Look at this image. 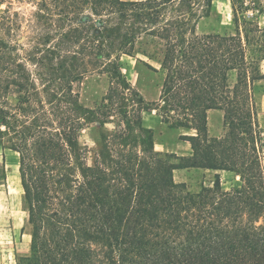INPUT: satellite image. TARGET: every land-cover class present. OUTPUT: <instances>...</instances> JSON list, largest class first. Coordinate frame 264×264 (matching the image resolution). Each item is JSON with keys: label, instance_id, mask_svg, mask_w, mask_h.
I'll return each instance as SVG.
<instances>
[{"label": "trees", "instance_id": "16d2710c", "mask_svg": "<svg viewBox=\"0 0 264 264\" xmlns=\"http://www.w3.org/2000/svg\"><path fill=\"white\" fill-rule=\"evenodd\" d=\"M175 1L40 0L35 33L25 36L33 42L27 56L16 54L18 38L0 37V90L16 94L10 109L34 117L10 124L6 115L14 113L6 110L0 118V133L19 154L31 226L29 253L17 264H264V171L251 97L252 82L264 73L247 59L239 32L197 34L184 15L159 25L167 6L177 10ZM7 11L0 30L13 25ZM144 36L163 53L168 78L160 100L170 95L176 126L196 130L179 135L190 156L154 150L151 129L142 125L148 102L120 70V56L131 55ZM27 62L47 69V110L29 101ZM91 72L109 77L94 109L82 106L74 89ZM209 108L224 112L221 137L207 134ZM90 111L98 123L114 125L92 164L78 141ZM195 119L200 126L191 125ZM185 167L234 171L242 184L223 189L216 171L212 187L193 193L172 178Z\"/></svg>", "mask_w": 264, "mask_h": 264}, {"label": "rangeland", "instance_id": "374dc122", "mask_svg": "<svg viewBox=\"0 0 264 264\" xmlns=\"http://www.w3.org/2000/svg\"><path fill=\"white\" fill-rule=\"evenodd\" d=\"M37 1L40 0H0V14L4 9H7L9 20L13 22L11 28L5 27L0 30V37L13 39V41L18 38L22 41V46H18L16 51L20 58L27 56L28 48L33 44L25 36H30L35 31L31 24L36 22L33 12L36 10ZM233 1L235 15H233L231 0H212L210 7L205 6L201 0H176L177 10L170 12V6H167L162 12L159 25L170 20V17L176 18L179 15H184L186 18L188 17L191 25L195 24L197 34L219 33L221 35H231L239 32L247 59L252 60V66L257 69L256 73H264V0ZM200 13L203 16L197 18L196 15ZM123 22L126 23L125 20ZM149 41L150 39L145 36L139 39L131 55L122 54L119 63L120 70L126 80L148 102L146 109L155 113L160 120L159 128H150L153 148L160 151L156 149L158 146L154 144L157 136H162L165 133L169 144L171 140L179 138L180 132L188 131L192 133L194 128L176 126L174 118L178 117V112L167 110L170 95L164 97L165 101L160 100V93L165 86L168 74L167 70L161 66L163 57L161 49ZM255 59L257 60L256 63L253 62ZM26 66L30 74V80L34 82L30 90L29 101L33 107H42L47 110L48 101L50 100L47 96L48 83L45 81V78H48L45 74L47 69L29 62ZM227 76L230 84L236 81L235 70L228 71ZM219 79L222 82V78L219 77ZM108 88V75L99 72H91L74 84V89L79 94L80 104L88 109H94L101 103ZM251 97L255 110V129L260 131L258 146L264 171V78L252 82ZM16 102V94H6L5 91L0 90V108H2L0 118L8 110L10 113H14V117L9 116V114L6 115L10 124L15 119L27 123L32 122L34 117L31 114L23 116L18 110L9 108ZM200 124L196 119L191 123L192 126H200ZM113 128V123L103 125L98 123L93 111L88 112L86 119L82 120L78 132V141L80 146L86 148L85 160L88 164H92L95 152L99 150L104 137ZM0 130H4L2 123L0 124ZM224 132L225 127L223 125V131L219 137ZM7 139L5 135L0 133V264H17V259L20 256L29 253L31 226L28 223V212L23 201V189L19 175V154L9 147ZM174 155L178 154L174 153ZM171 160L178 161L177 158H171ZM191 161L193 160L189 159L187 162L191 163ZM217 172L220 175L223 189H229L233 186L238 187L242 184L239 174L234 171L219 169ZM213 174L214 171L209 168L185 167L174 169L172 178L175 182H184L190 192L196 193L202 186L212 187Z\"/></svg>", "mask_w": 264, "mask_h": 264}, {"label": "crops", "instance_id": "0c3cea01", "mask_svg": "<svg viewBox=\"0 0 264 264\" xmlns=\"http://www.w3.org/2000/svg\"><path fill=\"white\" fill-rule=\"evenodd\" d=\"M153 99V98H152ZM224 112L221 108H209L206 110V129L207 134L210 137H219L222 134L223 131V125H224V118H223ZM147 117V118H146ZM160 120L158 119V116L155 113H152L149 110L144 111L142 116V125L146 128H159ZM192 133L185 131L180 132L179 135H195L196 131L195 129ZM189 142L183 139H176L171 140V142H167L166 140V134H162V136H157V139H155V146H158V150L160 151H168L177 153L178 155H191L192 149ZM214 172L219 170H213Z\"/></svg>", "mask_w": 264, "mask_h": 264}]
</instances>
